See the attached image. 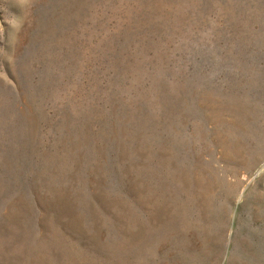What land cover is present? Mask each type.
Returning <instances> with one entry per match:
<instances>
[{
	"label": "rangeland",
	"instance_id": "374dc122",
	"mask_svg": "<svg viewBox=\"0 0 264 264\" xmlns=\"http://www.w3.org/2000/svg\"><path fill=\"white\" fill-rule=\"evenodd\" d=\"M0 264H264V0H0Z\"/></svg>",
	"mask_w": 264,
	"mask_h": 264
}]
</instances>
